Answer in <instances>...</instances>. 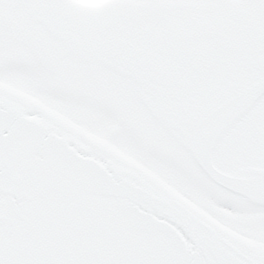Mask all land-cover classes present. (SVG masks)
Masks as SVG:
<instances>
[{"label": "snow or ice", "instance_id": "snow-or-ice-1", "mask_svg": "<svg viewBox=\"0 0 264 264\" xmlns=\"http://www.w3.org/2000/svg\"><path fill=\"white\" fill-rule=\"evenodd\" d=\"M0 264H264V0H0Z\"/></svg>", "mask_w": 264, "mask_h": 264}]
</instances>
